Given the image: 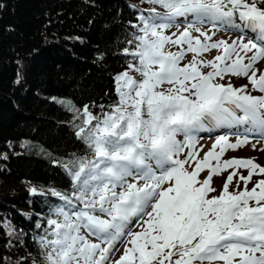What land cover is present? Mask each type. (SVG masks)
<instances>
[{
  "label": "snow or ice",
  "instance_id": "1",
  "mask_svg": "<svg viewBox=\"0 0 264 264\" xmlns=\"http://www.w3.org/2000/svg\"><path fill=\"white\" fill-rule=\"evenodd\" d=\"M149 2L160 10L149 9L133 25L139 34H131L132 48L123 52L138 63L115 75L118 101L107 112L101 106L102 115L88 106L82 113L74 109L81 119L75 135L91 156L62 164L70 193L50 189L62 203L49 208L56 218L47 219L38 240L44 262L264 264V178L248 188L254 175H264V166L253 158L222 160L247 136L231 143L221 135L200 158L195 135L209 127L241 126L264 134V70L257 67L264 62V0ZM179 22L186 24L183 30L167 34ZM205 24L240 34L231 42L214 40V31L197 26ZM169 45L177 50H166ZM211 50L218 54L204 59ZM188 53L191 60L182 63ZM226 77L248 84L220 82ZM228 169L213 195V176ZM31 192L44 195L35 187ZM118 245L124 250L114 259Z\"/></svg>",
  "mask_w": 264,
  "mask_h": 264
},
{
  "label": "trees",
  "instance_id": "2",
  "mask_svg": "<svg viewBox=\"0 0 264 264\" xmlns=\"http://www.w3.org/2000/svg\"><path fill=\"white\" fill-rule=\"evenodd\" d=\"M157 6L0 0V264H45L38 240L56 218L49 208L62 203L50 189L70 193L62 164L91 156L74 109L102 115L118 101L115 75L138 63L123 49Z\"/></svg>",
  "mask_w": 264,
  "mask_h": 264
},
{
  "label": "rangeland",
  "instance_id": "3",
  "mask_svg": "<svg viewBox=\"0 0 264 264\" xmlns=\"http://www.w3.org/2000/svg\"><path fill=\"white\" fill-rule=\"evenodd\" d=\"M155 4H153L154 6ZM158 10L159 6L156 7ZM186 26V24L184 22H179L178 27L177 26H172L171 28L167 29L166 32L167 34H172V33H178L179 31H182L183 28ZM198 27H201L202 30L208 31L209 34L211 35L212 32H215V35L213 36L214 40H219V39H225L228 40L229 42H231L232 40L236 39L238 37V35L240 33H232L230 32V30H225L223 28H217L215 30H213L211 28L210 24H205V25H197ZM229 33H232L230 36H228ZM193 35H199V33H196L195 31H193ZM249 35V34H248ZM247 39V36L245 37ZM168 47L171 48H167L166 50H171V51H175L174 48L177 49V47L175 45H169ZM174 47V48H173ZM218 52L217 50H211L209 53L204 54L203 58L204 59H212L215 55H217ZM192 58V54L189 53L186 55L184 61H182V63H187L188 61H190ZM264 62H260L257 64V67L261 70H264ZM210 69L208 68H204L203 71L207 72ZM125 71V70H124ZM131 75H133L136 79H140V76L138 73L135 72H130ZM230 79V81L233 83L234 86H241L244 84H248V81L245 78H239V77H231L228 78L226 77L224 81H220L222 83L224 82H228ZM165 87H167V85H165ZM249 90L251 91V86L249 85ZM258 92H253V94H257ZM259 94V93H258ZM241 128V127H240ZM211 130V127L206 128V130H201L202 133H206L203 134V137H197V144H196V148L199 151V157L203 158L204 154L211 149L212 144L216 141V139L221 136V135H225L228 137L229 141L231 143H235L238 139H242L244 137V135H241V133H235V132H230V133H226L225 131L219 132L216 135H211L209 134V131ZM253 136V135H252ZM178 139H183V137H178ZM252 142H255L253 139H251ZM186 152V149H185ZM249 157V158H254L261 166H264V142L261 143H250L247 142L245 144H243L242 146L236 148V149H228L226 150L224 156L222 157L223 159H227L228 157H237V158H241V157ZM180 158L183 159L184 158V154L182 153L180 155ZM254 160V161H255ZM213 164H215V161L212 162ZM191 169V168H189ZM208 169H205L199 176V179L203 180L207 175H208ZM232 171V169H228L224 172H222L220 175H214L213 179H212V186L215 187L217 189L216 193H213V195L219 194V190L222 188V184L224 182V179L226 178V176ZM239 173L247 176V170L245 169H240L238 170ZM264 175H254L253 177L254 180L252 179V181L250 182L252 185H254V183L259 180L264 178ZM238 179V176L234 178L233 183L229 186V190L232 191L235 188V180ZM250 184H248V188L251 189L252 187H249ZM240 187L243 188V182H240ZM137 231L139 230V228L136 229ZM119 248V251H115L113 253V258L114 259H118L119 256L123 253V246L122 245H118L117 246Z\"/></svg>",
  "mask_w": 264,
  "mask_h": 264
},
{
  "label": "bare ground",
  "instance_id": "4",
  "mask_svg": "<svg viewBox=\"0 0 264 264\" xmlns=\"http://www.w3.org/2000/svg\"><path fill=\"white\" fill-rule=\"evenodd\" d=\"M249 34H250V33H249ZM257 94H258V93H257ZM241 128H242L243 132L246 133V132L244 131V127L241 126ZM258 133H259L258 131H254V132H247L246 134L252 136V135H255V134H258ZM263 177H264V176H263ZM249 184H250V183H249ZM249 187H250V186H249ZM251 187H253L252 184H251Z\"/></svg>",
  "mask_w": 264,
  "mask_h": 264
}]
</instances>
